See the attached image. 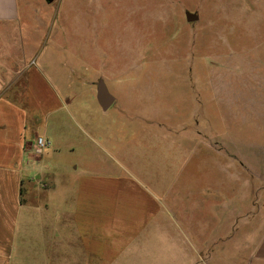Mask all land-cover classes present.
<instances>
[{
	"label": "rangeland",
	"instance_id": "obj_1",
	"mask_svg": "<svg viewBox=\"0 0 264 264\" xmlns=\"http://www.w3.org/2000/svg\"><path fill=\"white\" fill-rule=\"evenodd\" d=\"M23 1L38 10L29 19L36 33L28 54H43L54 68L65 57L77 67L74 80L91 83L93 90L104 80L116 98L107 115L99 110L88 116L83 108L79 116L71 108L68 126L58 130L61 138L78 132V125L90 130L84 121L91 117L93 127L116 133L117 153L138 145L140 134L162 130L163 172L172 171L170 148L176 143L181 150L195 148L189 163L201 173L195 176L199 193L203 165H209L211 184L218 163L224 166V225L218 228L215 209L190 204L185 196L177 200L179 212L190 211L197 232L211 231L212 249L195 252L198 262L250 264L249 238L264 225V0ZM187 11L199 20L188 22ZM82 93L91 100L86 89ZM61 141V152L49 163L89 167V141L78 145L74 139V152L68 137ZM239 196L242 209L234 201ZM211 206L218 202L212 199ZM162 217V249L131 243L125 258L159 264L161 254L162 264H171L177 217L169 197Z\"/></svg>",
	"mask_w": 264,
	"mask_h": 264
},
{
	"label": "crops",
	"instance_id": "obj_2",
	"mask_svg": "<svg viewBox=\"0 0 264 264\" xmlns=\"http://www.w3.org/2000/svg\"><path fill=\"white\" fill-rule=\"evenodd\" d=\"M31 11L38 10L23 0H0V264L142 263L125 258L126 251L131 243L162 249L160 226L168 197L177 217L171 264H205L195 252L212 249L211 231L197 232L190 211L180 214L177 200L185 196L190 204L215 209L221 228L227 209L220 180L224 166L218 163V179L214 174L211 184L209 165H203L205 184L199 193L195 176L201 173L189 163L195 148L181 150L176 143L170 148L175 150L172 171L163 172L162 130L140 134L138 145L117 148V153L112 144L116 133L106 125L93 127L91 117L84 121L90 130L78 125V132L61 138L58 130L68 126L65 114H72L71 108L79 116L83 108L88 116L103 110L97 86L93 90L91 83L86 87L74 80L77 67L65 57L54 68L43 54H28L36 33L29 30ZM85 89L89 101H84ZM40 137L48 142L43 149L37 147ZM66 137L71 152L77 141H89L88 168L49 163ZM212 199L218 206H211ZM234 201L242 209L241 196ZM249 241L250 264H264V225Z\"/></svg>",
	"mask_w": 264,
	"mask_h": 264
},
{
	"label": "water",
	"instance_id": "obj_3",
	"mask_svg": "<svg viewBox=\"0 0 264 264\" xmlns=\"http://www.w3.org/2000/svg\"><path fill=\"white\" fill-rule=\"evenodd\" d=\"M52 3L54 0H47ZM186 20L190 23L197 22L199 16L196 13L187 11L185 13ZM97 86V100L103 111L109 110L115 103L116 98L110 93L104 80H99Z\"/></svg>",
	"mask_w": 264,
	"mask_h": 264
},
{
	"label": "built area",
	"instance_id": "obj_4",
	"mask_svg": "<svg viewBox=\"0 0 264 264\" xmlns=\"http://www.w3.org/2000/svg\"><path fill=\"white\" fill-rule=\"evenodd\" d=\"M47 145H48V142L44 138L40 137V138L37 139V147L39 149H43Z\"/></svg>",
	"mask_w": 264,
	"mask_h": 264
}]
</instances>
